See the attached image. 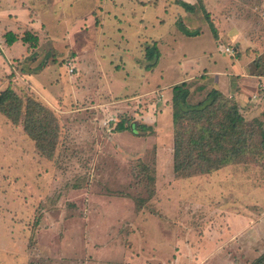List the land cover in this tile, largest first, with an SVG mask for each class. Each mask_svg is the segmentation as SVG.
<instances>
[{"label":"rangeland","instance_id":"rangeland-1","mask_svg":"<svg viewBox=\"0 0 264 264\" xmlns=\"http://www.w3.org/2000/svg\"><path fill=\"white\" fill-rule=\"evenodd\" d=\"M153 43L161 57L147 71ZM255 61L264 71V0H0V94L35 96L61 126L48 157L0 113V264H255L264 255ZM183 83L192 104L220 84L248 121L242 130L262 123L242 161L176 172L173 88ZM132 123L138 135L117 131Z\"/></svg>","mask_w":264,"mask_h":264},{"label":"trees","instance_id":"trees-1","mask_svg":"<svg viewBox=\"0 0 264 264\" xmlns=\"http://www.w3.org/2000/svg\"><path fill=\"white\" fill-rule=\"evenodd\" d=\"M185 6L188 12L195 11L192 4ZM179 29L190 37L200 34L199 31L190 30L183 23L179 24ZM5 37L9 46L18 40L13 32L6 33ZM30 40L37 39L30 37L24 41ZM160 57L161 52L156 43L147 45L144 58L145 70H154L158 66ZM254 67L258 71L257 75L264 77V71L261 70L262 63L256 62ZM173 93L174 166L178 174L184 173L188 177L195 174H210L244 159L249 148L253 146L252 140L257 130H261L262 123L259 120H251V130L248 132L242 130V126L248 121L241 114L238 104L230 103L228 96L215 88L210 91L207 101L198 104L190 103V90L186 83L174 86ZM0 113L14 124L21 121L24 131L36 143L38 150L48 157L53 156L59 142L61 126L55 114L35 96L20 97L13 88L8 87L0 94ZM220 118L221 122L217 123ZM180 120L190 121L194 125H184L179 123ZM138 128L136 123L128 127L119 124L117 131H131L134 135H138ZM147 129L150 127L144 126L143 130ZM260 135L262 137L260 146L264 148V131ZM145 180L148 185L155 183V180L148 176ZM255 264H264V255Z\"/></svg>","mask_w":264,"mask_h":264},{"label":"crops","instance_id":"crops-1","mask_svg":"<svg viewBox=\"0 0 264 264\" xmlns=\"http://www.w3.org/2000/svg\"><path fill=\"white\" fill-rule=\"evenodd\" d=\"M222 71H223V70H222ZM222 71H221V73H222ZM223 74H225V77H227V75H226L227 73H222V75H223ZM222 75H221V76H222ZM219 77H220V75H219ZM242 77H243V76H242ZM253 77H256V76H253ZM256 78H258V77H256ZM258 79H259V78H258ZM223 82H225V81H224V80H223L222 82L218 81V83H220V84H223ZM220 84H218V87H216L215 89L221 91L225 96H227L228 94L222 90ZM238 84L240 85V82H239ZM240 86H241V89H242V92H243V91L245 90V88H244L245 85H244V84H241ZM241 89H240V90H241ZM240 90H239V91H240ZM237 95H241V94H231L230 96H234V98H235V97H239V96H237ZM237 99H238V98H237ZM238 102H240V99H238ZM259 103H262V102H259Z\"/></svg>","mask_w":264,"mask_h":264},{"label":"built area","instance_id":"built-area-1","mask_svg":"<svg viewBox=\"0 0 264 264\" xmlns=\"http://www.w3.org/2000/svg\"><path fill=\"white\" fill-rule=\"evenodd\" d=\"M225 51H226V52H230V51H231V49H230V48H227Z\"/></svg>","mask_w":264,"mask_h":264}]
</instances>
